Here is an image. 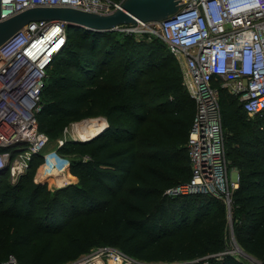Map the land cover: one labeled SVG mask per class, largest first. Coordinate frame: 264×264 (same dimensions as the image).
<instances>
[{
  "label": "trees",
  "instance_id": "trees-1",
  "mask_svg": "<svg viewBox=\"0 0 264 264\" xmlns=\"http://www.w3.org/2000/svg\"><path fill=\"white\" fill-rule=\"evenodd\" d=\"M48 75L38 121L50 141L87 118L105 116L111 127L66 145L91 160L72 163L68 175L79 183L59 196L51 198L54 179L34 178L41 157L16 186L0 188V263L13 256L20 264H62L112 246L146 263L244 264L217 256L230 246L231 230L246 253L264 259V118L249 120L221 90L227 157L240 173L229 207L212 193H168L192 177L187 142L197 104L166 42L67 25V47ZM76 219L86 232L69 238L57 258L54 237L79 228ZM45 235L50 241L42 246Z\"/></svg>",
  "mask_w": 264,
  "mask_h": 264
},
{
  "label": "built area",
  "instance_id": "built-area-1",
  "mask_svg": "<svg viewBox=\"0 0 264 264\" xmlns=\"http://www.w3.org/2000/svg\"><path fill=\"white\" fill-rule=\"evenodd\" d=\"M64 6L107 15L120 9L122 2L0 0V22L34 7ZM111 32L166 42L179 62L187 93L196 101L187 142L192 177L168 193H212L231 207L240 173L227 157L221 90L239 101L249 120L264 118V0H184L169 21L121 25ZM66 43V22L38 21L0 48V178L5 175L19 182L41 157L39 182L54 179L60 187L69 184L72 160L58 149L48 150L50 138L38 121L49 68ZM0 264L20 263L11 256ZM72 264L147 263L106 246Z\"/></svg>",
  "mask_w": 264,
  "mask_h": 264
},
{
  "label": "water",
  "instance_id": "water-1",
  "mask_svg": "<svg viewBox=\"0 0 264 264\" xmlns=\"http://www.w3.org/2000/svg\"><path fill=\"white\" fill-rule=\"evenodd\" d=\"M183 5L184 0H123L120 9L107 15L68 6L34 7L0 22V48L33 22L64 21L68 26L104 33L114 31L121 25L169 21ZM231 224L233 228L232 218ZM234 244L242 256L255 260L240 247L235 238Z\"/></svg>",
  "mask_w": 264,
  "mask_h": 264
},
{
  "label": "rangeland",
  "instance_id": "rangeland-1",
  "mask_svg": "<svg viewBox=\"0 0 264 264\" xmlns=\"http://www.w3.org/2000/svg\"><path fill=\"white\" fill-rule=\"evenodd\" d=\"M117 1H120V0H117ZM66 47H67V43L64 46V48H66ZM56 62H58V60H56L55 63ZM178 64H179V62H178ZM94 120H104L103 122L105 124V128L108 125L111 127V125H110L111 121H109V119L106 118L105 116H100V117H97V118H87V119L83 120L82 122H77V123H79L81 125H79V126L78 125H75V126L71 125L63 132L61 137H59V138H57L55 140H51L50 144L48 145V150L49 151H53V150H57L58 149L59 151L62 150L64 152H66L67 153L66 155L72 160V163L76 162L77 160H80V161L82 160L83 162L90 161L91 160L90 156L81 155L79 153H69V152L66 151L65 147H66L67 144L69 145L70 143L80 142V141H76L77 138H78V133L80 132L79 130L80 129L81 130H85V131L88 130L89 129V124L88 123L91 122V121H94ZM252 122H253V124H255V121H252ZM115 124L118 125V126H128V127L133 126L126 119H118V120L115 121ZM230 134L231 133L229 132L228 135H230ZM92 138H94V137H92ZM105 138H108V137H105ZM187 139H188V137L186 136L184 138V141L186 142ZM82 142H84V141H82ZM137 142H138V138L134 137V144H136ZM129 145H131V143H127V144H124V145L116 146L112 150H124ZM138 152L149 153V150L143 149V151H142V149H138ZM229 162L232 165L231 159L229 160ZM233 167L234 166L232 165V168ZM233 169L237 170L235 167ZM38 171H39V168H37L36 172L33 173V174H35L34 178H37V179L39 178V175H38L39 172ZM68 179H69L68 180L69 184L67 186H65V187H60V185H59L60 182H57V181L54 180V184L50 187V191H52L51 192L52 193L51 194V198L59 196V193L57 192L58 190L64 189V188L72 186V185L75 186V185H78V183H79L78 180L71 178L69 175H68ZM19 182L14 183V182L10 181L9 179H7V176L4 175L3 177L0 178V188L1 187H5V186H16ZM217 197L221 198L220 196H217ZM74 224L77 227H79V228H77V229H68V230L62 231L61 234H56V236L54 237L55 248L53 249V251H54L55 255L57 256V258L60 256L59 255L60 254V250H61L60 248L66 244V241L69 238L78 237V236H80V235H82L83 233L86 232L85 231L86 223H84L83 219H76ZM229 227H230V230H231L232 229L231 220L229 221ZM1 232H2V230H0V238L2 239L4 234H2ZM229 238H230V242L231 243H230V246L228 247V249H226L225 251H223V252H221V253H219L217 255L218 257H220V259H223L225 256H231L233 258H237L238 260H240L244 264H258L260 262H264V259H258V258L253 257L251 255L255 259V260L252 261V260L242 256L239 252L236 251V247H235V244H234V238L236 239V237H235V233L233 232V230L230 231ZM48 241H50V236L45 235L42 246H44ZM93 251H94V249L91 250L87 255H91L93 253ZM79 259H77V260H79ZM77 260H73L71 262L62 263V264H72L73 262H75ZM188 263L189 264H197V263L198 264H204V259L203 258L202 259H195V260H191V261H188V262H185V263H180V264H188ZM147 264H155V263L148 262ZM158 264H166V263H158ZM205 264H208V263H205Z\"/></svg>",
  "mask_w": 264,
  "mask_h": 264
},
{
  "label": "bare ground",
  "instance_id": "bare-ground-1",
  "mask_svg": "<svg viewBox=\"0 0 264 264\" xmlns=\"http://www.w3.org/2000/svg\"><path fill=\"white\" fill-rule=\"evenodd\" d=\"M65 44L62 46L63 49ZM104 120H94L89 122V129L88 130H79L80 132L78 133V138L77 140L79 141H86L91 139L92 137H95L99 135L104 129H105V124L103 122Z\"/></svg>",
  "mask_w": 264,
  "mask_h": 264
}]
</instances>
